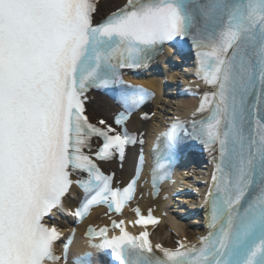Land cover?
Instances as JSON below:
<instances>
[{
	"label": "snow or ice",
	"instance_id": "obj_1",
	"mask_svg": "<svg viewBox=\"0 0 264 264\" xmlns=\"http://www.w3.org/2000/svg\"><path fill=\"white\" fill-rule=\"evenodd\" d=\"M96 10V0H0V264L61 259L53 249L62 233L46 220L64 210L74 185L83 199L70 214L80 219L98 204L120 213L133 198L135 178L113 186L97 161L124 160L138 141L120 126L150 93H121L117 127L90 121L87 93L122 83L121 69L147 65L178 40L191 42L196 75L211 90L190 128L176 121L163 133L153 186L181 154V133L215 153L207 234L175 250L153 246L148 231L131 234L123 220L112 221L119 235L109 237L108 226L86 234L113 264H264V0H127L98 23ZM93 137L102 140L95 152ZM135 212L137 225L159 223L151 209Z\"/></svg>",
	"mask_w": 264,
	"mask_h": 264
},
{
	"label": "bare ground",
	"instance_id": "obj_2",
	"mask_svg": "<svg viewBox=\"0 0 264 264\" xmlns=\"http://www.w3.org/2000/svg\"><path fill=\"white\" fill-rule=\"evenodd\" d=\"M104 3H107V5L112 6V8H108L107 7V11L111 9H114L115 7L119 6V4L121 2H123V0H100ZM101 15L98 14L97 17H100ZM188 70L189 68L186 69V74L187 77L184 78V80L189 83V76H188ZM169 77H171L169 75ZM146 84H148L151 87L155 86V82L153 79L149 78L146 80H143ZM190 84V83H189ZM194 85V84H193ZM158 94L160 93V88H156ZM199 100L198 97L196 96H191V97H183L178 101V109L180 110V113H187L191 108H193V106L197 103V101ZM159 97L155 98L152 101L153 104V109H155V111L160 115L161 111H165L167 113L171 112L172 106L171 104H174L175 101H169L167 102V106H163L162 104L159 103ZM94 108H98L100 109V111L103 113V115L105 117H108L110 115V112L113 111L116 108V105L109 99L105 98V97H99L98 95L92 96L91 95V99L89 101L88 104V111L90 113L91 116L95 115V110ZM154 115V114H153ZM157 115V114H156ZM153 119V118H152ZM139 117V114L134 115L133 119L131 121L132 126L136 127L139 132H142V128H143V133L145 132L144 128L147 130L148 126H149V122L146 120H143ZM148 134V133H147ZM130 153L126 159V163L123 166V169L120 171H117V173L120 175V177L125 178L126 175H128V173L130 172L129 166H130ZM109 166L115 168L114 164H109ZM161 197H159L156 200L153 201H160L161 203H163L161 201ZM202 199V196H199L198 201H200ZM67 201H70V199H66ZM149 200H152L151 198H149L147 195L145 196L144 200L141 202L142 206L144 207V210L146 209L147 205H149ZM151 204V203H150ZM103 211L100 209H95L94 211H92V213L90 214V216L88 217V219L86 221H93L95 218V215H97L98 213H101ZM194 220H189L190 223H192ZM166 223L169 224L173 230L175 231L176 235L179 237L180 235H185L187 238L192 239L193 238V234L194 233H202L203 229L200 228H195L193 230L188 229L187 227H185L184 223L182 222H176L174 220V218L172 216H169L166 219ZM161 223L159 225H157V227L154 229V233L156 235H159V238L166 244L168 245H172V235H167V236H161V233L163 232V230L166 228L167 224Z\"/></svg>",
	"mask_w": 264,
	"mask_h": 264
}]
</instances>
